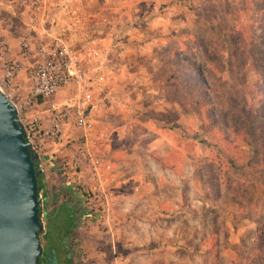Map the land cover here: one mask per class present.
I'll list each match as a JSON object with an SVG mask.
<instances>
[{
	"label": "rangeland",
	"instance_id": "374dc122",
	"mask_svg": "<svg viewBox=\"0 0 264 264\" xmlns=\"http://www.w3.org/2000/svg\"><path fill=\"white\" fill-rule=\"evenodd\" d=\"M62 1L49 7L50 20L62 22L68 8H78L85 40L100 48L88 72L97 63L107 70L108 79L95 89L96 128L108 129L100 149L119 150L123 158H160L164 175L176 180L167 190L169 220L156 216L149 225L165 224L164 235L176 241L178 236L201 242L189 240L198 254L186 262L175 252L172 264H264V250L257 249V241L264 242V159L256 164L245 121L230 107L234 101L264 113V0H68L65 9ZM31 16L20 0H0V41L11 47L0 57V72L6 59L24 65L6 89L14 103L32 84L29 66L35 57L31 53L24 60L22 42L28 40L35 50L44 40ZM186 63L204 83L188 81ZM73 95L68 88L55 98ZM261 120L264 125V115ZM199 132L205 141L195 137ZM57 156L58 166L44 181V209L53 214L66 202L75 215L65 235L59 229L69 224L51 217L44 229L47 260L58 264L65 236L70 264H104L94 254L86 259L83 249L90 238L93 246L94 239L111 237L114 228L108 231L96 215L97 199L86 200L81 177L67 178L73 169H59L69 165L68 150ZM229 157L241 167H231ZM90 226L96 228L91 235Z\"/></svg>",
	"mask_w": 264,
	"mask_h": 264
},
{
	"label": "built area",
	"instance_id": "2783aa9c",
	"mask_svg": "<svg viewBox=\"0 0 264 264\" xmlns=\"http://www.w3.org/2000/svg\"><path fill=\"white\" fill-rule=\"evenodd\" d=\"M20 1L32 13V26H40L38 33L42 38L44 36L35 50L31 49L28 40L21 45L24 60L31 53L35 57L29 66L32 84L22 101L15 102L26 140L38 155L37 166L44 181L51 169L58 166V153L67 149L69 165H64L60 170L68 167L73 172L67 170V178L81 177L84 185L81 190L86 200L90 202L91 198H96L95 212L98 218L108 220L118 198L117 191L111 186L115 168L110 154L100 149L101 137L108 129L96 128L93 113L96 108L95 89L106 82L108 74L105 67L97 62L91 75L87 69L89 63L99 58L100 48L85 40L87 31L82 26L84 16H80L78 8H68L62 22H55L49 18V7L54 0ZM62 2L61 6L65 9L68 0ZM10 49L8 43L0 41V57L7 55ZM23 68L22 61L11 58L4 61L0 72V89L5 94L8 95V83ZM68 88L74 90L73 96L55 98L58 91ZM70 129L73 135H70ZM134 190L138 191V188ZM39 197L43 202V190L39 191ZM44 211L41 208L42 223L46 216ZM91 213L87 214V218L91 217Z\"/></svg>",
	"mask_w": 264,
	"mask_h": 264
},
{
	"label": "crops",
	"instance_id": "0c3cea01",
	"mask_svg": "<svg viewBox=\"0 0 264 264\" xmlns=\"http://www.w3.org/2000/svg\"><path fill=\"white\" fill-rule=\"evenodd\" d=\"M102 151L110 154L115 168L111 186L117 191L118 198L112 206L110 216L112 221L120 222L121 225L110 224V221L105 220L108 231L114 228L112 236L106 237L103 241L94 239L93 246L90 238L83 249L84 257L90 260L94 254L104 264H172L176 260L172 254L179 252L184 255L182 261L189 262L190 254L196 255L199 252L196 246L193 250L190 248L191 237L187 240L186 237L177 236L176 241L173 237L164 235L165 224L149 225L153 224L155 219L153 217H167L166 220L170 218L168 206L172 203L167 190L170 185L176 183V180L164 175L162 168L166 167H160L164 165L162 160L140 158L138 155L123 158L116 149L113 152L109 149ZM155 162L159 165L153 164ZM135 187L138 191L134 190ZM45 199L47 196L44 194L43 202ZM126 213H129L130 219H124ZM95 230V227L90 226L87 234H94ZM196 240L193 238L191 241L201 242Z\"/></svg>",
	"mask_w": 264,
	"mask_h": 264
},
{
	"label": "water",
	"instance_id": "95a60500",
	"mask_svg": "<svg viewBox=\"0 0 264 264\" xmlns=\"http://www.w3.org/2000/svg\"><path fill=\"white\" fill-rule=\"evenodd\" d=\"M37 160L16 104L0 89V264H38L43 255Z\"/></svg>",
	"mask_w": 264,
	"mask_h": 264
},
{
	"label": "trees",
	"instance_id": "16d2710c",
	"mask_svg": "<svg viewBox=\"0 0 264 264\" xmlns=\"http://www.w3.org/2000/svg\"><path fill=\"white\" fill-rule=\"evenodd\" d=\"M186 65L190 68V70L187 71V74H186L188 81L190 83H194V85H198L197 83L203 82L202 77L199 76L198 74H195V72L192 69V66L189 63H186ZM185 72H186V69L184 70V73ZM197 87L202 88L201 86H197ZM203 96H201V98H203ZM238 103L234 101H230L231 110L234 111L236 114H238V118L245 121V122L243 121L242 122H243V128L246 130L245 135H248V137L250 138V141L247 143L250 146V152L256 158V164H259V163L262 164L261 158L264 159V125L262 124L261 118H263L264 113L262 112V110L258 109L255 106L254 108L251 109V108H247L246 105L239 106ZM202 105H204V101L201 102L200 106ZM200 132L204 133V131H200ZM200 132L199 134L197 133L195 137H198L199 140L201 141H205L206 138L204 137L202 138L200 135ZM227 160L229 161L231 167L233 166H236V168L241 167V165L237 166L234 158L229 157ZM34 163L36 164V161ZM62 167H64V165L59 166V169ZM60 172L61 171H58L57 174L59 175ZM254 177H257L256 173H254ZM37 185H38V192L40 190L46 189L45 183H44V176L42 173H40L37 177ZM59 213H60V216L64 218L65 223L69 224L73 220L74 214L72 211V207H70L68 203L66 202L62 203L59 209ZM96 215H97V212H96ZM68 227L69 226H67V228ZM257 244H258L257 249H258V252L260 253L262 250H264V242L258 240ZM43 258L45 260V258L47 257L41 256L39 258V262L44 261Z\"/></svg>",
	"mask_w": 264,
	"mask_h": 264
},
{
	"label": "flooded vegetation",
	"instance_id": "af4514ba",
	"mask_svg": "<svg viewBox=\"0 0 264 264\" xmlns=\"http://www.w3.org/2000/svg\"><path fill=\"white\" fill-rule=\"evenodd\" d=\"M37 161H36V165H37ZM48 199V198H47ZM47 199H45L44 200V202H42V208H44L45 207V205L47 204ZM62 205V203L61 204H59V206L55 209V211H52L53 212V214H46V223H45V229H46V227H47V224L50 222V219H51V217L52 216H56V217H58L57 219L59 220V224L60 225H63V224H67V223H65L64 221V218L63 217H61L60 216V213H59V209H60V206ZM72 211H73V214L75 215V210L74 209H72ZM74 215H73V219H74ZM62 220H61V219ZM71 224H73V220L69 223V227L71 226ZM63 228V229H62ZM62 228H60L59 230H60V233H61V235H65V233H67V231H68V229H67V227L65 226V227H62ZM41 235V234H40ZM40 235H39V238H41L40 239V241L42 240V244H43V255H42V257H44V256H46L47 257V255H46V253H45V244H47V240H45V235H46V233H45V231L44 232H42V235L43 236H41L40 237ZM62 244H61V246H59V248H60V251L57 253V263L58 264H70L71 262H72V260H71V256H70V253H69V248H68V245H67V239L65 238V236H63L62 237ZM41 257V256H40ZM39 257V258H40ZM46 259L47 258H45V260H44V258H43V260L44 261H42V262H39L38 264H46ZM49 264H51L50 262H49Z\"/></svg>",
	"mask_w": 264,
	"mask_h": 264
}]
</instances>
